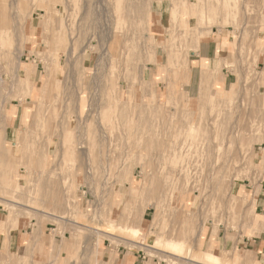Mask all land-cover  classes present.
Listing matches in <instances>:
<instances>
[{
    "label": "rangeland",
    "instance_id": "1",
    "mask_svg": "<svg viewBox=\"0 0 264 264\" xmlns=\"http://www.w3.org/2000/svg\"><path fill=\"white\" fill-rule=\"evenodd\" d=\"M135 1L145 4L0 0V213L8 223H48L31 264H102L104 244L132 246L123 238L169 264L205 262L208 228L243 233L251 222L249 189L264 147V73L249 47L253 0ZM220 29L237 42L227 86L193 56ZM245 124L247 144L239 140ZM50 184L63 221L50 217L59 209L45 199ZM144 210L154 212L151 231ZM166 239L183 244L182 261L149 247L176 253Z\"/></svg>",
    "mask_w": 264,
    "mask_h": 264
},
{
    "label": "crops",
    "instance_id": "2",
    "mask_svg": "<svg viewBox=\"0 0 264 264\" xmlns=\"http://www.w3.org/2000/svg\"><path fill=\"white\" fill-rule=\"evenodd\" d=\"M251 6L255 8V13L252 16L253 28L251 30V57H255L256 64L254 69L256 72L264 73V0H253ZM220 29L214 31L213 35L205 40H200L198 48L193 56L198 63L206 62V68L212 70H220L224 74L222 83L224 86L230 85L231 76L233 75L232 62L237 52L236 36H233L232 30ZM257 165L261 166L262 173L257 183V187L250 186V198L252 204L251 222L246 230L238 233L233 229L220 228L216 233L208 228L206 234L203 236V244L208 252L218 256L222 264L224 260L229 259L233 261L236 256L239 264H264V147L256 152L255 158ZM250 204V205H251ZM0 213V263L10 264L25 262H38L36 255H32L33 247L43 239L46 233L47 224L41 222H32V220H24L17 218L16 222L8 223L6 215L1 216ZM148 216V227L152 230L154 212L144 210L142 220ZM154 235H149L148 240L151 241ZM60 236L54 235V239ZM30 248L25 246L29 243ZM123 242H127L132 246H125L123 244L112 245L110 243L104 244L100 248V262L102 264H169L164 257L160 259L158 256L147 255L141 248L143 242L135 240L128 242L123 238ZM142 243V244H140ZM32 245V246H31ZM64 247L65 244L63 243ZM70 247V244H69ZM68 247V248H69ZM155 252L161 253L169 258L182 261L183 256L173 255L171 252L154 248ZM67 248V247H66ZM15 253L18 258L9 260L8 255ZM74 253V252H73ZM72 253V254H73ZM64 255H68V249L65 250ZM188 262V258H185ZM249 259V260H248ZM20 261V262H19ZM177 262H174V264Z\"/></svg>",
    "mask_w": 264,
    "mask_h": 264
},
{
    "label": "bare ground",
    "instance_id": "3",
    "mask_svg": "<svg viewBox=\"0 0 264 264\" xmlns=\"http://www.w3.org/2000/svg\"><path fill=\"white\" fill-rule=\"evenodd\" d=\"M147 1V0H146ZM86 3H87V1H86ZM145 3H143V1H135V0H125V7H132L133 9H136V10H140V7H142V5H144ZM72 6V5H71ZM87 6V5H86ZM96 7V6H95ZM90 8V7H89ZM99 8V7H98ZM98 8H97V10H98ZM110 9V8H109ZM86 10V9H85ZM94 10V9H93ZM131 11V10H130ZM135 11V10H134ZM86 12V11H85ZM91 12V11H90ZM94 12V11H93ZM97 12V11H96ZM136 12V11H135ZM137 13H138V11H137ZM13 14V13H12ZM133 14V13H132ZM74 15H75V13H74ZM84 15V14H83ZM14 16H16V15H14ZM86 16V15H85ZM13 18H15V17H13ZM95 18V17H94ZM98 17L96 16V19H97ZM123 18V17H122ZM144 18V17H143ZM118 20V19H117ZM128 20V19H127ZM126 20V21H127ZM119 21V20H118ZM14 24H15V22H14ZM13 25V24H12ZM13 35L15 34L16 35V37H15V39H16V45L15 46H20L21 45V43L23 42L22 41V39H23V35H22V30L20 29L21 28V26H19L18 24H15L13 27ZM66 29V28H65ZM64 31H66V30H64ZM61 33H63V32H61ZM62 35V34H61ZM60 35V36H61ZM64 36V35H63ZM68 36V35H67ZM60 39V38H59ZM14 40V39H13ZM62 40V39H61ZM65 40H66V38H65ZM68 40V39H67ZM66 40V41H67ZM63 42H65V41H63ZM70 42V41H69ZM116 43V42H115ZM118 43H116V45H117ZM116 45H114V46H116ZM106 46V45H105ZM57 47V46H56ZM61 47V46H60ZM66 47V46H65ZM70 47H71V45H70ZM107 47V46H106ZM110 47H112V45L110 46ZM18 48V47H17ZM16 48V49H17ZM109 48V47H108ZM114 48V47H113ZM17 50H19V49H17ZM60 50V49H59ZM105 50H106V48H105ZM107 52H109V57H112L113 55H114V53L112 52V51H110V50H106ZM20 52V51H19ZM64 52V51H63ZM66 54L67 55H70V52H71V48H69V46L67 47V49H66ZM65 59H66V56L64 57ZM69 58H70V56H69ZM71 59V58H70ZM66 61V60H65ZM74 61V60H73ZM58 62V61H57ZM69 65H71V63L69 64ZM0 72H1V70H0ZM71 72H72V70H71ZM72 76L74 75L73 73L71 74ZM74 79V78H73ZM103 81V80H102ZM5 81L2 79V78H0V84L1 83H4ZM97 83V82H96ZM99 83V82H98ZM62 84V83H61ZM101 84V83H100ZM117 84H118V82H117ZM100 85H98V87H99ZM61 87V86H60ZM232 89L234 90V87H232ZM115 90V89H114ZM60 93V92H59ZM98 94V93H97ZM113 99V98H112ZM115 99V98H114ZM95 101H97V99L95 100ZM246 105V104H245ZM248 105H249V103H248ZM244 106V105H243ZM92 108H94V109H96V107H92ZM248 109V108H247ZM97 110V109H96ZM134 110V109H133ZM249 110H252L251 108H249L248 109V111L247 112H249V114L250 115H252V113H250V111ZM246 112V113H247ZM252 112V111H251ZM249 116V115H248ZM240 117H241V115H240ZM76 118H80V116H77ZM87 118V117H86ZM252 117H250L249 116V119H251ZM263 118V117H262ZM5 119H7L8 120V118L7 117H5ZM243 119H245V118H243ZM86 120V119H85ZM246 120V119H245ZM244 120V121H245ZM80 121V120H79ZM98 121V120H97ZM4 122V121H3ZM84 123H85V121H84ZM84 123H81V121L79 122V123H77L78 124V130H80L79 128L81 127V126H83L84 125ZM244 123V122H243ZM4 124V123H3ZM76 124V125H77ZM246 124H247V120H246ZM246 124L244 125V127L245 128H243V126H242V129H241V135H240V138H239V140L243 143V144H247V142L249 141H251V136L250 135H246L247 134V132L248 133H250V130H248L247 129V127L248 126H246ZM97 129H98V136L99 137H97V138H99V140H102V138H104V135H102V131H101V128H100V126H99V124L97 123ZM23 130V129H22ZM91 130V129H90ZM106 130V129H105ZM79 131H77V133H78ZM238 132V131H237ZM26 133H28L27 131H25L24 132V134H26ZM76 133V134H77ZM104 134V133H103ZM28 135V134H27ZM79 136H81V133H80V135ZM108 136L106 135V138H107ZM96 138V139H97ZM21 139V140H20ZM19 140V142H24V143H26V140H27V136H22L21 138H20ZM78 139V137L76 136V140ZM98 140V141H99ZM60 141V140H59ZM79 141H80V139H79ZM78 141V147L76 148L77 149V151L78 152H82L81 151V146L79 147V144L80 143H84V141L82 142V141H80L79 142ZM105 141H106V139H105ZM138 141V140H137ZM102 142V141H101ZM108 142V141H107ZM154 143V142H153ZM106 144V143H105ZM108 144V143H107ZM20 145V144H19ZM99 145V144H98ZM101 146V145H100ZM106 147H108V146H106ZM85 148V147H84ZM101 148V147H100ZM106 151V150H105ZM105 154V153H104ZM143 155V154H142ZM106 156V155H105ZM141 156V155H140ZM147 156V155H146ZM29 157H30V155H29ZM18 161V160H17ZM152 174H154V173H152ZM48 187H50L51 189V192H50V194L47 196L48 198H46L45 197V199H48V203L54 208V207H57V208H59V209H56L55 211L58 213V215H52L51 214V216L50 217H52V218H54V219H56V220H58V221H63L62 219L63 218H65V217H63L62 216V214L64 213V210H63V208H62V205H63V203H62V200L60 199V196L58 195V193H57V191H55V189H54V185H48ZM96 188V187H95ZM49 190V191H50ZM54 190V191H53ZM53 192V193H52ZM47 193V192H46ZM99 193H100V191H99ZM60 194V193H59ZM65 194V193H64ZM93 194V193H92ZM100 195V194H99ZM101 197V196H100ZM97 206V205H96ZM93 211H95V210H93ZM99 211V210H98ZM100 212V211H99ZM98 212V213H99ZM97 214V212L95 213V215ZM98 216H100V215H96V217H98ZM97 219V218H96ZM70 221V220H69ZM72 222V221H71ZM72 225V224H71ZM74 225V224H73ZM131 226V225H130ZM127 227V228H129L130 229V232L132 231V233H133V235H136V234H139L140 233V229L139 228H137V227ZM63 231V230H62ZM61 231V232H62ZM95 233H97V234H99L97 231H96V229H95ZM62 235V234H61ZM160 235V234H159ZM157 238H158V236H157ZM159 239V238H158ZM167 240V239H166ZM96 242V241H95ZM166 244L168 245V247H170L173 251H176V253H171V254H173V255H178V254H180V251H181V247L180 246H182L183 244L181 243V242H179V241H176V240H167V242H166ZM94 245V244H93ZM97 245H98V242H97ZM150 247V246H149ZM96 248H97V246L95 247V249L94 250H92V252L94 253L95 251H96ZM163 248H165V247H163ZM53 249H54V247H53ZM93 249V248H92ZM150 249V248H149ZM171 250V251H172ZM53 251V250H52ZM91 252V251H90ZM205 252V251H204ZM52 253V252H51ZM100 253V252H99ZM203 257H201V259H202ZM249 260V259H248ZM202 261V260H201ZM201 261H198L197 259H193V258H188V263H191V264H221V259L218 257V256H216L215 254H213V253H210V252H205V262H201ZM29 263V262H28ZM31 264V263H30ZM231 264H239L238 262H237V259H236V257H234L233 258V261H232V263Z\"/></svg>",
    "mask_w": 264,
    "mask_h": 264
}]
</instances>
